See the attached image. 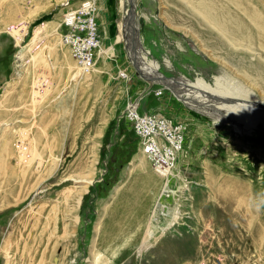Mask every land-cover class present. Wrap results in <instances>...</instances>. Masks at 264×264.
I'll use <instances>...</instances> for the list:
<instances>
[{"label":"rangeland","instance_id":"obj_1","mask_svg":"<svg viewBox=\"0 0 264 264\" xmlns=\"http://www.w3.org/2000/svg\"><path fill=\"white\" fill-rule=\"evenodd\" d=\"M85 1L0 0V162L10 159L12 165L6 172L0 169V264H183L184 236L199 228L184 185L202 202H214L215 187L225 175L249 187L240 195L244 205L235 204L239 242L229 256H237V264H264V128L243 141L252 151H228L217 136H209L219 131L213 121L188 109L172 90L151 85L131 63L119 29L120 0H89L94 7ZM234 1L250 2L264 16V0ZM81 5L95 12L100 49L91 73L76 79L79 64L64 41L63 21ZM183 9L179 0H139L131 9L140 18L135 20L137 35L150 52L148 60L159 61L166 78L198 86L201 79L214 87L222 69L218 61L195 52L201 46L228 66L264 69L263 61L233 51ZM22 50L24 68L17 75ZM167 58L173 68L167 67ZM134 105L141 121L159 126L162 143L165 131L181 136V143L171 146L169 168L160 169L151 159L146 167L138 162L148 130L130 126ZM9 127L24 129L25 150L13 140L11 151L4 153L2 132ZM35 138L41 154L33 158ZM230 139L242 141L236 133ZM178 147L183 150L179 156ZM21 152L26 162L17 167L13 156ZM95 156L93 184L78 199L80 178L89 176ZM167 181L175 194L151 221ZM135 197H142L147 212L128 210ZM176 216L178 226L139 252ZM162 241L167 247L154 252Z\"/></svg>","mask_w":264,"mask_h":264},{"label":"bare ground","instance_id":"obj_2","mask_svg":"<svg viewBox=\"0 0 264 264\" xmlns=\"http://www.w3.org/2000/svg\"><path fill=\"white\" fill-rule=\"evenodd\" d=\"M138 1L139 0H120V8H124V11L121 15L122 20L119 23V29L122 33L123 42L125 44L124 47L128 53L131 63L138 69L141 76L149 80L151 85H162L165 88L172 90L173 94L180 101H182L188 109L213 121L214 125L219 128V131H211V135L209 136L213 139L214 137L216 139L217 136L221 140L220 144H222L223 147H226L228 151H252L244 145L243 141L247 140V138L250 141L253 139V133L256 131H261V126L264 128V76L260 72V70L264 69H260L259 71L255 72L248 67H243L240 65L228 66L229 62H224L219 59L217 60L218 57L216 59L213 58V56L204 49L205 47L201 46V50L196 48L197 51H194L196 53H202V55H205L206 57H210L212 61H218V65L222 69V74H219V77L214 78V87H211L201 79H199L200 85L198 86V84H193L188 80L179 82L177 80L166 78L161 73V63H159V61L148 60L147 57L150 52L144 51L142 39L137 35L139 31H137L135 20L137 21L140 18L137 17L134 12L132 13L131 9L135 11ZM179 1L184 6L186 14L190 15L194 21L202 25V27L204 26L210 31L212 30L210 35L215 33L218 34L222 38L223 42L227 43L233 51H236L238 54L243 53L246 56L250 55V58H256L258 61H263L264 63V16L260 12V9H257V6L253 7L250 2L244 3L234 0ZM88 2L85 1L84 3L90 5L92 2V6L94 7L93 1L88 0ZM231 3L234 6L233 8L229 6ZM86 11L93 12V15L90 18L95 24L94 27L98 41V48L94 54L95 58L99 52L98 49H100V35L98 32L99 28L94 10L91 9ZM184 26L186 25L184 24ZM57 40L60 42V39ZM205 42L207 41L205 40ZM137 46H139V48H137ZM205 46H207V44ZM110 50L111 52L113 51L112 48ZM71 55L73 56V54ZM16 60V72L17 75H21L25 60V53L23 50L17 55ZM20 62L21 64H19ZM165 63L167 67L173 68V64L169 58H167ZM94 65L95 59L90 70H84L78 67L79 70L77 72L76 79L81 75L87 76L86 73H91ZM223 68H226L229 71H224ZM224 78H227L231 85L226 84L227 81L223 82ZM204 90H206L207 93H205ZM210 90L214 93L208 94L210 93ZM137 107L138 105H134L133 107L129 108L131 117L134 118V121L128 120L129 124L132 127H136L137 125L141 124L142 126L146 125L148 130V134L144 136V142L142 143L144 144V150L140 151L141 155L140 158H138V162L143 167H146L148 164L147 160H152L155 161L157 166H159L158 168L160 169L169 168L172 165V158L169 156L171 154L170 151L172 152L171 146H175L174 142L179 145L182 141L181 136L178 137L174 135L172 130L165 131V137L162 136L161 139L165 138L167 140V144L162 143V141H160L158 138L157 133L159 126H156L153 121H149V124L148 122L146 123L141 121L142 119L138 118ZM23 130L24 129L19 127L17 129H10L9 127L3 130L2 136L4 135V137H7L3 148L5 150V154H8L13 148V140H16L17 142L20 140L18 148L25 150L24 145L27 139ZM262 131L264 133V130ZM232 133L239 135V138H241L242 141L239 139L240 141H238V143L232 142L230 139L232 138ZM102 134L103 131L101 130L98 135L99 141L102 137ZM99 141H97L98 144ZM51 147L54 148L53 145ZM177 150L179 151V156L183 150L181 147H178ZM32 151L33 158H36L41 154L40 144L36 143V138L32 143ZM95 151L96 153L98 152V146L95 148ZM261 152L263 155H260V153L259 155L264 157V151ZM15 156H13V159H15V162H17V167L22 162H26V154L21 152L16 156V158ZM95 157V160L91 162L92 165L88 166L90 172L89 176L80 178V186L76 196L78 199L82 198L83 194L87 192L90 185L93 184L94 178L92 173L97 162V156ZM11 167L12 165L10 159L8 161L0 162V169H3L5 172ZM213 175L215 176V174ZM148 180L150 181L151 185H154L156 182L154 175H151ZM242 182L243 181H238L229 175H225L219 185L215 187V201L209 203L199 200L201 197L196 198L197 192L193 193L188 185H184V191H189V194L192 196L191 199L189 197L190 202L188 200L187 201L190 203V206L193 210V212L192 210L190 211L192 212L191 215L195 216L196 220L198 221L199 228L193 234L184 236L183 264H237V256L234 257L229 255L236 251V243L239 242L237 227L238 220L236 215L237 207H235V204L240 203V195L242 191L248 187ZM174 194L175 193L170 188L169 181H167L163 185L159 197L157 198L158 200L151 215V221H155L154 217L160 215L162 207L164 206V202L168 201ZM247 197L249 198V196ZM141 198L139 199L138 197H135L134 202L132 201L133 205H129L128 210L134 211L136 213L147 212L148 210L145 209L144 203L141 202ZM242 204L244 205V203ZM179 222L180 218L179 216H176L172 221V224L169 223V227L163 228L159 235H155L153 238H147L144 242V247H141L139 252H145L148 247L147 244H151V241L154 243L157 239H160V237L165 235L167 236L172 229L180 224ZM258 235H262V233ZM165 243L166 241H162L154 250V252H158V250L162 252L167 247V243ZM161 252L159 255H161ZM157 263L161 264L160 262ZM166 263L169 264L170 261Z\"/></svg>","mask_w":264,"mask_h":264},{"label":"built area","instance_id":"obj_3","mask_svg":"<svg viewBox=\"0 0 264 264\" xmlns=\"http://www.w3.org/2000/svg\"><path fill=\"white\" fill-rule=\"evenodd\" d=\"M73 12L69 13L63 21V27L66 29V34L63 33L64 41L70 46L79 67L90 70L94 63L95 51L98 48L95 24L90 18L93 12L86 11L85 6L82 5Z\"/></svg>","mask_w":264,"mask_h":264},{"label":"trees","instance_id":"obj_4","mask_svg":"<svg viewBox=\"0 0 264 264\" xmlns=\"http://www.w3.org/2000/svg\"><path fill=\"white\" fill-rule=\"evenodd\" d=\"M122 123H125V121L122 119V121H121Z\"/></svg>","mask_w":264,"mask_h":264},{"label":"crops","instance_id":"obj_5","mask_svg":"<svg viewBox=\"0 0 264 264\" xmlns=\"http://www.w3.org/2000/svg\"><path fill=\"white\" fill-rule=\"evenodd\" d=\"M77 4V3H76Z\"/></svg>","mask_w":264,"mask_h":264}]
</instances>
